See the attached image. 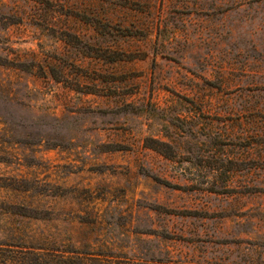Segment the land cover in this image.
<instances>
[{"label": "rangeland", "instance_id": "obj_1", "mask_svg": "<svg viewBox=\"0 0 264 264\" xmlns=\"http://www.w3.org/2000/svg\"><path fill=\"white\" fill-rule=\"evenodd\" d=\"M0 264H264V0H0Z\"/></svg>", "mask_w": 264, "mask_h": 264}]
</instances>
